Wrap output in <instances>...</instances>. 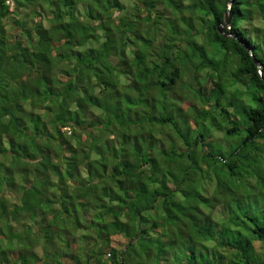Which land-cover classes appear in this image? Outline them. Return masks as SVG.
<instances>
[{
	"label": "clouds",
	"instance_id": "obj_1",
	"mask_svg": "<svg viewBox=\"0 0 264 264\" xmlns=\"http://www.w3.org/2000/svg\"><path fill=\"white\" fill-rule=\"evenodd\" d=\"M0 264H264V0H0Z\"/></svg>",
	"mask_w": 264,
	"mask_h": 264
}]
</instances>
